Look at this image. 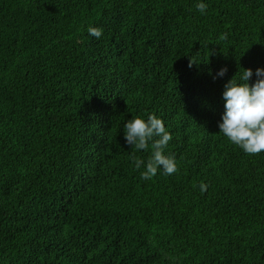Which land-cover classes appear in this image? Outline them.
<instances>
[{"label":"trees","instance_id":"trees-1","mask_svg":"<svg viewBox=\"0 0 264 264\" xmlns=\"http://www.w3.org/2000/svg\"><path fill=\"white\" fill-rule=\"evenodd\" d=\"M197 2L0 0V264H264V152L217 123L264 0ZM150 113L177 171L144 180L123 123Z\"/></svg>","mask_w":264,"mask_h":264},{"label":"clouds","instance_id":"clouds-1","mask_svg":"<svg viewBox=\"0 0 264 264\" xmlns=\"http://www.w3.org/2000/svg\"><path fill=\"white\" fill-rule=\"evenodd\" d=\"M195 7L204 14L208 5L204 0H198ZM87 32L96 39H100L103 34L102 28L96 26H89ZM240 69L239 75L237 72L224 85V111L217 122L218 128L220 133L245 153L258 154L264 152V67H257L255 73L251 68ZM226 72L227 67H221L216 76L223 77ZM253 75L256 79L250 84ZM123 132L124 141L131 148L151 153L147 159L133 157L135 169H142L141 179H151L158 171L165 175L177 171L175 157L165 153L173 137L160 117L151 113L146 117H131L123 123ZM199 187L204 192L207 185L201 183Z\"/></svg>","mask_w":264,"mask_h":264}]
</instances>
